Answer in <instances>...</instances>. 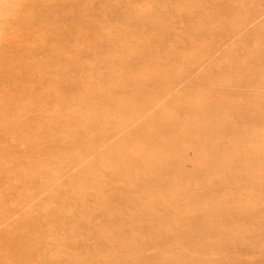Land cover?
I'll return each instance as SVG.
<instances>
[{
	"label": "rangeland",
	"instance_id": "374dc122",
	"mask_svg": "<svg viewBox=\"0 0 264 264\" xmlns=\"http://www.w3.org/2000/svg\"><path fill=\"white\" fill-rule=\"evenodd\" d=\"M0 29V264H264V0H0Z\"/></svg>",
	"mask_w": 264,
	"mask_h": 264
},
{
	"label": "bare ground",
	"instance_id": "6f19581e",
	"mask_svg": "<svg viewBox=\"0 0 264 264\" xmlns=\"http://www.w3.org/2000/svg\"><path fill=\"white\" fill-rule=\"evenodd\" d=\"M21 1H22V0H21ZM15 3H16V5H17V2H15ZM16 5H14V3H13V5H12L13 7H11V8L13 9L14 6H16ZM10 11H12V10L10 9ZM10 11H9V15L11 14ZM16 11H17V10H15L14 13H16ZM17 13H18V12H17ZM16 15H17V14H16ZM10 20H14V19H10ZM10 20H9V21H10ZM5 25H6V23H5ZM6 26H7V25H6ZM8 29H9V28H8ZM0 30H1V29H0ZM5 30H6V29H5ZM7 31H8V30H7ZM1 34L3 35V33H1ZM1 39H3V38H1ZM162 122H163V121H162ZM187 167H189V166H187ZM189 168H190V167H189ZM55 186H56V185H55ZM129 203H130V202H129ZM135 207H136V206H135ZM155 210H156V209H155ZM149 254H150V253H149Z\"/></svg>",
	"mask_w": 264,
	"mask_h": 264
}]
</instances>
